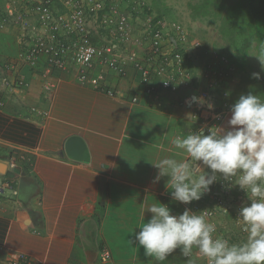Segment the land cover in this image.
<instances>
[{
  "label": "crops",
  "instance_id": "1",
  "mask_svg": "<svg viewBox=\"0 0 264 264\" xmlns=\"http://www.w3.org/2000/svg\"><path fill=\"white\" fill-rule=\"evenodd\" d=\"M42 1L0 0V4L27 17L30 8ZM53 4L56 11L65 10L61 0ZM192 25L199 31L195 22ZM21 26L0 30V57L18 58L27 38L37 32L36 21ZM187 47L195 77L189 87L157 97L143 92L133 70L119 77L101 67L87 86L77 83L74 70L56 73L50 79L57 83L53 90L40 74L25 69L22 78L30 87L4 93L8 72L0 66V179L12 181L16 188V194L0 197V244L43 264H100L104 248L111 254L109 264H187L178 249L157 262L133 243L144 222L141 207L157 200L168 205L164 197L168 178L154 183L158 169L151 163L167 156L185 159L171 141L205 128L200 108L209 103L212 110H221L222 104L232 107L240 97L234 95L236 90L228 100L223 95L227 87L234 89L237 76L232 71L220 89L210 90L197 69L199 49ZM96 85L119 91L120 96L98 92ZM257 95L264 98V92ZM134 96L139 99L136 104L131 103ZM193 97L203 103H193ZM230 117L231 109L221 127L228 128ZM75 137L85 145L87 162L68 155L67 145ZM234 190L243 195L238 186ZM169 207L178 215L173 205ZM150 218L146 212L145 220Z\"/></svg>",
  "mask_w": 264,
  "mask_h": 264
},
{
  "label": "built area",
  "instance_id": "2",
  "mask_svg": "<svg viewBox=\"0 0 264 264\" xmlns=\"http://www.w3.org/2000/svg\"><path fill=\"white\" fill-rule=\"evenodd\" d=\"M102 1L107 0H61L65 10L56 11L53 0H43L30 8L37 22L36 34L27 38L18 58L0 57V66L8 72L2 83L4 93H21L30 87V83L22 78L25 69L40 74L46 87L52 90L57 83L50 79L56 73L74 70L77 83L87 86L93 84L99 67L111 70L119 77H125L129 70H133L143 92L151 97L165 91L176 93L189 87L195 74L190 68L192 53L187 47L191 44L187 30L179 24L161 27L158 23L150 24L147 31L137 32L129 16L119 11L118 4L109 6L101 18L106 5ZM135 12L138 13L137 10ZM14 15L11 7L0 4V30L18 24L13 19ZM92 23H98L100 29H95ZM101 29L106 37L102 36ZM192 47L198 50L202 45L194 41ZM214 55L202 76L209 89L218 88L227 78L228 61L216 53ZM95 90L111 97L120 96L119 91L101 85H96ZM207 95L203 93L202 96ZM138 102L137 96L131 98V103ZM225 113V109L212 110L202 106L199 117L204 122L206 132L213 126L221 127ZM199 163L203 167L202 162ZM235 188L237 186L229 187L227 181L221 180L212 186L210 193L189 205L173 200L169 191L164 197L177 214L183 213L185 208L193 212L204 211L206 219L216 224L215 235L239 243L246 240L247 233L243 222L237 219L238 212L241 207L250 205L251 201H245L248 198L245 192L242 196L235 195ZM6 193L16 194L15 184L0 179V197ZM182 259L187 262V258L182 256ZM110 261L109 250L102 249L100 264H109ZM0 264L43 263L29 254L11 251L0 244ZM199 264H207V261L201 258Z\"/></svg>",
  "mask_w": 264,
  "mask_h": 264
},
{
  "label": "clouds",
  "instance_id": "3",
  "mask_svg": "<svg viewBox=\"0 0 264 264\" xmlns=\"http://www.w3.org/2000/svg\"><path fill=\"white\" fill-rule=\"evenodd\" d=\"M253 57L264 71V47ZM252 78L259 80L261 74L254 72ZM192 102L203 103L200 97H193ZM171 143L186 158L167 156L151 163L158 169L153 182L167 177L165 187L171 198L184 205L201 200L221 180L229 187L238 186L251 201L240 208L237 217L245 226L246 240L233 243L215 235L216 224L206 219L204 211L185 208L174 215L168 205L157 200L141 207L144 222L135 231L133 243L157 262L166 261L179 249L187 264H199L201 258L207 264H264V98L251 92L242 94L231 107L228 128L189 130ZM146 212L151 213L148 220Z\"/></svg>",
  "mask_w": 264,
  "mask_h": 264
},
{
  "label": "rangeland",
  "instance_id": "4",
  "mask_svg": "<svg viewBox=\"0 0 264 264\" xmlns=\"http://www.w3.org/2000/svg\"><path fill=\"white\" fill-rule=\"evenodd\" d=\"M111 4H118L119 11L129 16L131 25L140 33L147 31L150 24L159 23L161 27L179 24L185 27L190 32L189 42L198 41L202 45L195 60L200 63L197 69L202 76L214 53L225 58L228 61L226 70L237 76L234 89L227 87L223 90L227 100L233 90H236V96L243 92L254 95L264 92V71L258 59L253 57L264 47V0H109L101 18ZM124 9L126 12H122ZM13 19L18 22L14 26L28 27V23L35 21V16L15 14ZM194 22L200 32L192 25ZM93 27L100 29L98 23H93ZM100 32L102 36L106 35L102 29ZM202 50L205 57L200 56ZM254 72H259L261 79H253ZM222 108L227 112L231 105L222 104Z\"/></svg>",
  "mask_w": 264,
  "mask_h": 264
},
{
  "label": "water",
  "instance_id": "5",
  "mask_svg": "<svg viewBox=\"0 0 264 264\" xmlns=\"http://www.w3.org/2000/svg\"><path fill=\"white\" fill-rule=\"evenodd\" d=\"M68 155L73 158L77 159L78 161L87 162L89 160V154L86 151L85 145L80 138L75 137L72 138L68 145H67Z\"/></svg>",
  "mask_w": 264,
  "mask_h": 264
},
{
  "label": "trees",
  "instance_id": "6",
  "mask_svg": "<svg viewBox=\"0 0 264 264\" xmlns=\"http://www.w3.org/2000/svg\"><path fill=\"white\" fill-rule=\"evenodd\" d=\"M249 45V44H248ZM248 45L246 46V47H248ZM243 49H245V48H243ZM231 66V65H230ZM229 71L230 70H226V73H227V78H226V80L228 79V73H229ZM224 84H225V80H224ZM223 85V83H221V85L218 87V88H220L221 86ZM218 88H216V89H218ZM211 90H215V89H211Z\"/></svg>",
  "mask_w": 264,
  "mask_h": 264
}]
</instances>
